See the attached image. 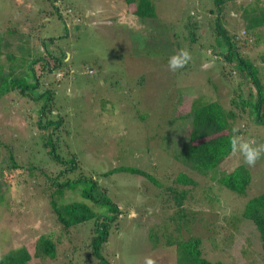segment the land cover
Masks as SVG:
<instances>
[{"label":"rangeland","instance_id":"374dc122","mask_svg":"<svg viewBox=\"0 0 264 264\" xmlns=\"http://www.w3.org/2000/svg\"><path fill=\"white\" fill-rule=\"evenodd\" d=\"M160 2L159 16L155 17V25L149 27V23L134 16L135 7H126L122 0H60L55 2L58 15L50 14L52 7L44 0H0V33L16 28L28 35L21 39L14 62L8 64L5 53L1 54V64L8 73L4 77L31 86L25 94L20 95L15 88L0 98V258L25 246L31 255L28 264H66L68 260L72 264L93 263L90 258L82 262L71 254L68 259L63 257V252L73 246L81 255L86 256L87 252L79 241L72 243L64 240L63 235L60 237V227L48 203V180L25 179L21 168L11 170L7 166L15 157L14 161L25 167L36 156L48 172V160L42 157L44 138L33 125L37 120L48 121L38 119V107L33 102L48 89L54 93L53 113H59L63 119L54 132L53 142L62 157L75 154L77 158L76 176L71 178L78 174L91 177L123 212L120 232L109 238L113 264H145L146 258L153 259L155 264L176 261L171 249L161 246L155 252L147 242L149 232L158 231V227L151 225H161L163 219L160 206L152 197L155 193H151L154 188L149 186L151 178L142 181L121 173L103 177L104 172L134 167L159 181H165L164 174L170 169L174 176L184 172L197 183L196 188L187 186L190 194L183 205L184 209L199 212L192 220L189 234L205 239L207 225L203 218L210 217L215 227H228L222 219L225 212L240 213L248 199L264 192V158L255 167H248L242 157L230 153L206 176L189 163L173 159V153L182 152L191 129V118L180 116L187 115L198 98L218 101L225 113L235 114L231 126H238L245 138L257 143H264V125L257 124L246 109L242 112L232 103H237V94L247 99V91L254 95L256 89L251 79L235 67L234 60L226 62L218 56V50L210 48L216 40L214 24L218 17L211 0ZM253 4L264 8V0L229 1L221 24L235 37L236 54L253 65L264 94V29L259 37L256 32V36L247 33L243 18L244 9ZM26 8L31 21L27 23L28 29L22 23ZM97 9L102 11L92 15ZM191 13L198 21L197 44L187 34ZM38 25L42 27L37 28ZM182 48L191 53V62L177 72L169 71V57ZM56 52L66 56L63 68L42 75L35 88V75L40 71L34 62L48 61L47 54ZM49 61L53 62L51 58ZM208 61H214L215 67L205 70L203 65ZM9 84L11 80L5 79L2 87ZM43 133L47 134L46 130ZM241 165L251 175L245 196L220 183L224 175ZM207 185H212L216 199L210 203L202 194ZM75 199H79L77 194L65 201ZM95 209L106 211V207ZM251 227L250 223H240L230 248L213 250L211 244L204 242V257L212 263L219 260L221 264H264L258 237L249 234ZM228 230L223 228L218 235L224 236ZM40 236L56 243L60 238L56 259L35 255L34 244ZM221 251L230 253L232 259L224 257Z\"/></svg>","mask_w":264,"mask_h":264},{"label":"trees","instance_id":"16d2710c","mask_svg":"<svg viewBox=\"0 0 264 264\" xmlns=\"http://www.w3.org/2000/svg\"><path fill=\"white\" fill-rule=\"evenodd\" d=\"M50 5V14H59V7L55 2L60 0H44ZM63 3L67 0H61ZM111 1V0H110ZM128 7L133 5L135 10L134 16L142 21V23H149V27H152L158 11L162 3L160 0H122ZM210 1V0H209ZM231 0H211L216 7L218 17L215 19L214 29L216 33V40L213 45L210 46L212 50H218V56H222L226 62H236L235 67L243 71L247 75L253 85L255 86V94L253 95L251 90L247 91L248 98L244 99L241 94H237L238 101L232 100L233 104H237L238 108L244 112L245 109L249 112L253 120L259 124L264 125V94L261 88V82L257 77L253 65L245 60L240 55L236 54L235 37H231L227 33L224 26L221 24V15L225 5ZM258 2V1H257ZM112 3V2H110ZM67 6V5H65ZM110 6V5H109ZM68 7V6H67ZM28 8L24 10L22 15L24 27L27 28L28 20ZM58 12V13H57ZM162 13V11H161ZM50 17V15H49ZM62 18V17H60ZM189 21L184 23L187 25L189 32L188 39L194 44L198 43V33L196 32L197 20L196 17H189ZM245 21V28L247 33L256 34L258 37L263 33L264 29V8L250 5L244 9L243 15ZM195 20V21H192ZM41 25H38L40 27ZM42 27V26H41ZM28 29V28H27ZM31 28H29L30 30ZM262 29V30H261ZM19 30V29H18ZM256 32V34H255ZM260 32H262L260 34ZM260 34V35H259ZM28 35H24L18 32L16 28L5 29L0 33V57L2 53H5L7 63L14 62L15 55L20 50V42L22 38H28ZM17 39V40H16ZM51 41V40H50ZM212 44V43H210ZM48 55V61H36L34 67L38 66L40 73L36 74L35 88L40 85V77L45 76L47 73L61 70L64 60L66 58L63 52ZM236 57V59H231ZM52 59L51 63L49 59ZM2 59L0 58V98L5 97L13 89H19L20 95L25 94V89H31V86H24L19 84L15 79L4 77L8 74L2 66ZM36 69V68H35ZM8 71V70H7ZM15 73V72H14ZM37 73V71H35ZM5 79L11 80V84L2 87V83ZM47 90L40 96L35 97L33 102L38 107L37 117L38 119L47 118L48 121L42 122L37 120L34 128L44 138L42 147L44 149L43 159L48 160V172L43 167V161L35 156V161L27 166L18 165L14 158L11 163H8V167L11 170L21 168L23 170V177L25 179L42 178L48 180V198L49 205L52 209V215L55 222L60 227L61 235L64 240L79 241V244L83 246L87 255L83 253H77L76 246L63 252V257L67 259L71 254L72 257H77L79 261H84L85 258L93 260L92 264H113L109 257V238L112 233H118L121 230L120 222L123 218V212L116 202L110 200L105 190L99 186L97 181L91 177L83 174H78L77 177L71 178L75 175L78 167L77 158L75 154H68V157H62L57 150V146L53 142V136L57 128L63 123V119L59 113H53L54 99L53 92ZM42 98H45L42 103ZM246 111V112H247ZM191 118V129L187 140L185 142L182 152L173 153V159L183 161V163H189L196 171L204 176L212 173L213 170L219 165V163L231 153L229 148V137L231 135V124L236 118L235 114L229 112L225 113L223 106L218 101L200 100L196 99L190 108V112L187 115H181L180 118ZM52 118V119H50ZM45 123V124H44ZM47 134L43 133V131ZM242 134V132H241ZM165 138V136H164ZM172 153V152H171ZM170 158V157H169ZM171 159V158H170ZM171 164L169 166V169ZM121 173L122 175L129 177H138L139 180L148 179L150 177L149 186L153 190L151 193H155L153 200L156 204H159L160 210L163 214L162 224H152V227H158V231L149 232L147 242L152 244L153 251H157V247H164L171 249L175 255V264H221V261L215 263L206 259L203 254L204 242L211 244L212 249L230 248L233 243L234 233L239 232V224H251L252 229L249 234H253L258 237L260 242L261 251L264 255V192L257 196H253L248 199L244 208L240 213L236 211L235 214L226 212L223 214L222 219L226 220L227 226L218 224L216 227L213 222L210 221V217H205L204 223L207 225V238H202L198 235L189 234L192 220L198 215V211L194 212L191 209H184L183 205L188 202V195L190 189L187 186L197 187V183L193 181L184 172L179 171L176 176L171 172L164 174L163 179L165 181H159L149 175L145 170H140L134 167H120L109 170L102 173L103 177H109L113 174ZM136 179V178H135ZM251 182L250 172L242 165L236 167L231 173L224 175L220 183L225 187H231L235 193L240 196H245L247 189ZM210 184V183H208ZM148 185V184H147ZM2 186V184H0ZM150 189V188H149ZM212 185H207L203 188L202 194L204 200L208 203L215 199L212 193ZM66 192L69 193L66 195ZM79 196V199L66 202V198H70L71 195ZM2 192L0 191V206L2 203ZM82 199V201H80ZM193 197H190L191 201ZM106 207V211L101 212L95 208ZM202 221V220H201ZM226 228L228 231L226 235L220 236L221 229ZM233 228V231H231ZM231 231V232H230ZM187 233V236L185 234ZM60 243L52 241L44 236H40L34 244L35 255L40 257H46L49 260L56 259L57 246ZM149 243V244H150ZM154 252V253H155ZM222 255L226 258L232 259L230 253L221 251ZM264 257V256H263ZM66 259V260H67ZM31 260L29 250L23 246L13 249L4 254L0 258V264H28ZM72 264L69 260L66 264Z\"/></svg>","mask_w":264,"mask_h":264},{"label":"clouds","instance_id":"9594fccd","mask_svg":"<svg viewBox=\"0 0 264 264\" xmlns=\"http://www.w3.org/2000/svg\"><path fill=\"white\" fill-rule=\"evenodd\" d=\"M101 9H97L92 15H99ZM192 60L191 53L186 49H179L175 54L168 59V69L171 72H177L185 68ZM203 67L205 70L215 67L214 61L205 62ZM229 148L231 153L242 157L243 164L248 167H255L257 162L264 158V143H257L251 138H245L241 134V129L238 126L231 128L229 137ZM145 264H155L151 258L145 259Z\"/></svg>","mask_w":264,"mask_h":264}]
</instances>
